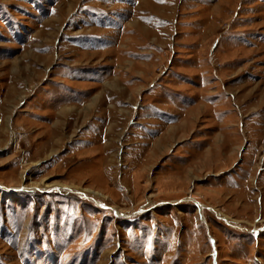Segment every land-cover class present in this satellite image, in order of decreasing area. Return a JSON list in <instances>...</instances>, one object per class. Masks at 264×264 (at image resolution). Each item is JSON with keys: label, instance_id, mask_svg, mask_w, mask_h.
<instances>
[{"label": "rangeland", "instance_id": "rangeland-1", "mask_svg": "<svg viewBox=\"0 0 264 264\" xmlns=\"http://www.w3.org/2000/svg\"><path fill=\"white\" fill-rule=\"evenodd\" d=\"M0 264H264V0H0Z\"/></svg>", "mask_w": 264, "mask_h": 264}, {"label": "bare ground", "instance_id": "bare-ground-1", "mask_svg": "<svg viewBox=\"0 0 264 264\" xmlns=\"http://www.w3.org/2000/svg\"><path fill=\"white\" fill-rule=\"evenodd\" d=\"M68 114H69V113H68ZM68 117H69V116H68ZM68 117H67V118H68Z\"/></svg>", "mask_w": 264, "mask_h": 264}]
</instances>
